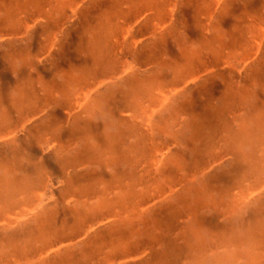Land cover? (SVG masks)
Here are the masks:
<instances>
[{
  "label": "rangeland",
  "instance_id": "374dc122",
  "mask_svg": "<svg viewBox=\"0 0 264 264\" xmlns=\"http://www.w3.org/2000/svg\"><path fill=\"white\" fill-rule=\"evenodd\" d=\"M86 4L0 0V35L11 33L12 44L20 43L18 32L27 19L19 9L28 13L34 5L50 8H44L35 34L27 36L33 46L44 43L47 32L51 43L55 30L72 34L63 29L67 21L79 22L76 44L91 54L103 51L97 44L106 33L133 31L138 39L146 29H134L146 27L155 39L154 54L163 57L150 74L153 85L177 90L165 100L141 99L151 98L152 84L139 81L138 69L123 63V99H113L120 91L114 85L117 91L106 100L110 81L81 82L114 70L113 63L67 69L51 60H30L38 65L19 68L0 58V179L9 185L0 189V264H55L85 256V247L96 240L103 247L86 256L89 264H99L103 256L110 258L105 264H264V173L254 184L251 162L240 170L238 162L244 166L245 161L236 159L229 132L264 128V0H95L87 6L99 13L91 16L82 15ZM130 44L122 43L127 50ZM247 54H252L250 64ZM215 73L222 77L218 84ZM50 78L53 93L46 86ZM231 87L245 98L232 109L227 105ZM138 96L137 106L150 104L154 114L136 115L147 118L150 139L142 135L135 144L130 127L137 117L125 112L134 111ZM205 116L228 118L231 127L216 138L211 122L197 125ZM256 116H262L259 125ZM240 151L252 163L254 156L264 161V142L256 138L242 141ZM197 160L209 166L197 169ZM91 185L87 193L78 190ZM100 198L103 222L74 230L75 219L91 215Z\"/></svg>",
  "mask_w": 264,
  "mask_h": 264
},
{
  "label": "crops",
  "instance_id": "0c3cea01",
  "mask_svg": "<svg viewBox=\"0 0 264 264\" xmlns=\"http://www.w3.org/2000/svg\"><path fill=\"white\" fill-rule=\"evenodd\" d=\"M6 1V0H3ZM52 1V0H50ZM87 4L91 3L92 1L95 0H86ZM43 2V0H42ZM86 4V6H83V9H81L82 15H85L86 12H88L90 14V16L92 15V13H99V10L96 9V7L90 6L88 7ZM48 5H44L41 7H36L34 5V7H31L27 12H24L23 10L19 9V13H20V17L25 18L26 20V24L24 26V28L21 30L22 32H18L19 34V40L20 43L14 45L12 44V41H15L16 39L14 37H11V33H6L7 35L1 34L3 37L1 39V41H3L2 43H0V58L2 60H5L7 63H11L14 62V64H17V66L19 68H31L34 65H38V64H31L28 63L30 60L41 62L43 61L44 63H47V61L49 60V63L51 64V61H54V66L57 68L59 67V64L61 63L63 66H65L67 69H75V66L80 68L82 66H91V67H95V68H105V67H109L108 65L112 64L116 65L117 67L114 70H110V72L108 71H104V72H98L99 74L96 75L90 79L91 83L88 82H81L82 84H97L98 85H102V80L105 81H110L111 83H109V88H108V94L103 98V99H111V95L110 93L112 92V90H115L114 85H116V87H118L120 90L119 92L115 93L114 96V100H122L123 99V94L122 93L124 91V85H125V76L127 75V73L125 74L126 70H122L119 71V68H121L120 66L123 63L127 64H131L130 66H132L133 68L132 71L138 69L137 72H135L136 77L139 79H142V81L144 80L145 82L147 81V84H152L151 89H153L152 94H151V98L148 96H141L142 98H147V99H157V100H161V99H166L168 97H170V94H172V92H174L176 89H174L173 91L170 92L171 87H158V89L156 88V86L153 85L154 81L151 80L150 76L154 75V68L158 67L156 62L157 60H159L160 58L163 59V57H159L157 56L158 54H154L153 52V47L155 45L154 38L151 37V30L147 29L146 27H137L134 30H142V29H146L147 35L143 36L141 38H133L131 36V32L129 34V32H127L126 30H114L112 31L111 34L107 35V33L105 34V38L103 35V40L100 41V44L98 43V47H104L103 51H99L96 54H91L89 47L87 46H81L78 47L76 44V34H78L80 31L75 29V26L78 27L79 22H75L74 23H70V22H65L66 25L65 27H63V29H66V31H70L72 32V34L66 35L64 34V31L62 32V34H59L60 32H58L57 30L54 31L55 34V41L54 43H51L48 38V32L45 35V40L44 43L42 44H35L33 46V44H29L27 43V36H31L34 33L35 28L37 27V24L43 23V10L44 8H46ZM33 8V9H32ZM48 8H50V6H48ZM68 9V6H67ZM50 10V9H49ZM48 10V11H49ZM70 10V9H68ZM96 10V12H95ZM71 11V10H70ZM21 12H23L24 14L21 15ZM136 12V10H133L132 13ZM5 13V9L3 10V12L1 13V16ZM74 13V12H71ZM117 13V12H116ZM67 19L69 18L68 15ZM2 19H4L2 17ZM79 19V17H78ZM81 19V18H80ZM104 24V23H103ZM145 24V23H144ZM50 25H53L52 23ZM54 26H57V22L54 23ZM51 27V26H50ZM48 27V28H50ZM131 27H133V25H131ZM46 28V29H48ZM45 29V30H46ZM61 30V28H60ZM30 31V34H29ZM32 31V32H31ZM69 32V33H70ZM90 32H88V30L86 31V34L89 35ZM82 32L79 33V35H81ZM0 35V36H1ZM24 37V42H21L22 37ZM40 36V35H38ZM59 38L62 39V41L59 42ZM127 41L128 43L131 41V44L129 45L128 50L122 45V43L124 41ZM137 40L135 43L133 41ZM72 42V43H71ZM146 43V44H144ZM126 46V45H125ZM159 46V45H158ZM125 49V50H124ZM147 50V51H146ZM150 51V52H148ZM154 55V56H152ZM156 55V56H155ZM162 56V52L160 54ZM247 58L246 61L247 63L251 62V56L252 54H247ZM142 57V59L140 58ZM141 59V60H139ZM160 59V60H161ZM95 62H99V65H96ZM40 66H44V68H47L46 64H42ZM239 66V65H238ZM108 69V68H106ZM151 74V75H150ZM41 78V75H38ZM75 76V75H73ZM73 76L71 75V78H73ZM98 76V77H97ZM166 76H168V74H166ZM215 83L218 84L220 76H216L215 73ZM97 77V78H95ZM70 78V80H71ZM84 80V79H83ZM40 81V80H39ZM48 83L46 84V86H50L49 87V92L53 93V84H55V81L50 78L48 81ZM70 83L72 84V89L74 88V84L72 82L67 81V84ZM181 83V82H179ZM178 83V84H179ZM105 84V82H104ZM182 84V83H181ZM215 84V85H216ZM57 85V83H56ZM76 85V84H75ZM127 89V88H126ZM217 90H219V87H216ZM25 91L30 92V89H24ZM1 91V90H0ZM144 91H146V89L142 90L141 92L143 93ZM214 91V90H213ZM213 91L211 92V94L213 93ZM216 93H214V99L217 97V91H215ZM148 94V92H147ZM167 96V97H166ZM44 97V96H43ZM41 97V99H46ZM139 98L137 99V103L136 105L134 104V107H131V109H134V111L132 112H125L126 115H130V117H132V120H134V117L136 119V115H141L142 117H150L152 116L154 113V109L152 107H150L148 104L145 105L144 102L141 104V107L137 106V104L139 103ZM215 104H217L215 102ZM130 107V106H129ZM149 108V109H148ZM147 109V110H146ZM58 111V109H56ZM137 110H141L142 114H139L138 112H136ZM123 113V112H121ZM146 118V120H147ZM144 120H139V118L137 117V123L132 121V125H131V129H133V133L136 134V139L135 140V144L138 141V138L140 136H144V139L147 138L146 140L150 139L149 138V128L146 126L147 121ZM144 121V122H143ZM141 122H143V124H141ZM150 126V125H149ZM136 130V132H135ZM132 142V141H131ZM134 144V145H135ZM147 146V144L145 145ZM31 183L30 182H26L25 184V188L29 189ZM92 185L91 186H84L83 188H79L78 190L80 191H85V193L91 191L92 189ZM1 189V187H0ZM73 191L76 192V189H74ZM102 195V193H100ZM87 195V194H86ZM103 196V195H102ZM99 202L101 203V206H98L97 208H95V211L91 214V215H80L77 219H75L76 222H74V230H76V227H79V231L81 232V230L84 231L85 227L86 229L88 227H96L97 225H99L101 222H103V208H101L103 206V200L100 198ZM99 204V203H98ZM102 209V210H100ZM85 211V210H84ZM86 215V216H85ZM79 220V221H78ZM82 231V233H84ZM77 233L76 231H72L70 235ZM93 238V237H92ZM95 239V238H93ZM62 240L61 238L58 240L60 241ZM57 241V243H58ZM92 243L89 247H85L87 248V254L85 256H81V254H79L78 256H73L71 258L75 257V261H70V264H89L87 263L86 260V256H92L96 253H98L100 251V249L103 247V242L100 240H96V241H91ZM61 244V243H60ZM100 248V249H98ZM121 256V255H120ZM68 258V257H67ZM69 258V259H71ZM116 259V257H114ZM69 259H65V261H60L57 262L55 264H69L68 260ZM103 260V261H102ZM110 260V258L103 256L102 258H100V262L99 264H105V261ZM111 261H114L111 259Z\"/></svg>",
  "mask_w": 264,
  "mask_h": 264
},
{
  "label": "bare ground",
  "instance_id": "6f19581e",
  "mask_svg": "<svg viewBox=\"0 0 264 264\" xmlns=\"http://www.w3.org/2000/svg\"><path fill=\"white\" fill-rule=\"evenodd\" d=\"M218 4V3H217ZM41 5V4H39ZM219 5V4H218ZM217 5V6H218ZM263 40V39H262ZM100 44V42H99ZM233 45V44H232ZM234 46V45H233ZM235 47V46H234ZM254 51V50H253ZM254 53V52H253ZM246 60V59H245ZM128 65V64H127ZM132 71V70H131ZM126 73V72H125ZM196 73V72H195ZM189 77V76H188ZM234 82V81H233ZM185 85V84H184ZM144 86V85H143ZM132 91V90H131ZM150 91V90H149ZM174 93V92H173ZM139 97V96H138ZM135 98V97H134ZM136 99V98H135ZM227 105L230 109H232L234 107V105L236 103H240L241 105L245 102V98H244V92L240 91V90H235V89H232L231 87V94H230V97H227ZM136 103V102H135ZM134 101H133V104H135ZM129 106V105H128ZM236 110V109H235ZM261 115V114H259ZM216 117V115H214ZM263 116V115H262ZM262 116H256L254 119L255 121H257V125H259L261 123V120H262ZM206 121H200L198 122L197 120V125L200 127L202 124L204 125H209L208 121L211 122V125L213 127V131H214V134H215V137L217 138V136L219 135V131L224 128V127H231L230 126V122L228 121V118H225L221 121H218V120H215L213 119L212 120V117L208 116V118H204ZM203 119V120H204ZM196 122V121H195ZM256 125V126H257ZM264 125V124H263ZM195 126H196V123H195ZM194 126V128H195ZM258 129H256L255 131H251L249 133L248 131V128H242L241 130H233L231 129V148L233 149V152L235 155V157H239L240 158H236L237 160H242V161H245V164L243 166V164L241 165L240 161L238 162V165H240V170L243 168H245L246 165H248L249 162H251V168H252V171L254 174H252V176L254 177V184H259L262 180V176H259L261 175L262 173H264V165H263V159H261V162H257L256 160L258 159V157L254 156L253 158V163H254V166H253V163H252V159L251 161H249V155L244 153L242 151H240V146H241V142L243 141V143L245 144L246 140L248 139V137L250 138H256L258 140L259 143H263L264 142V128H259L258 126L256 127ZM195 130V129H194ZM38 134H40V136L42 135V131L39 130L38 131ZM9 138V137H8ZM2 139H5V136L2 137ZM242 139V140H241ZM213 141V140H212ZM256 143V142H255ZM52 144V143H51ZM247 144V143H246ZM254 144V142H253ZM135 146V145H134ZM140 148V147H139ZM135 154V153H134ZM242 154V155H241ZM215 156V155H214ZM256 157V158H255ZM206 160V159H205ZM123 161V160H121ZM198 162L195 163L196 165V168L199 169L200 167L204 166V165H208L207 162H204L203 161H199L197 160ZM209 166V165H208ZM207 166V167H208ZM204 169V168H203ZM251 174V173H250ZM259 178H258V177ZM1 177V176H0ZM246 177H251L249 175H246ZM252 177V178H253ZM264 179V177H263ZM6 180L4 179H0V187H1V190H3L5 187H8L9 185L5 182ZM245 188V187H244ZM253 188V187H252ZM260 189V188H259ZM255 190V189H254ZM248 191V190H247ZM253 192V191H252ZM251 192V193H252ZM251 195V194H250ZM184 199L185 197L181 200L183 205L185 204L184 202ZM192 200V199H191ZM193 201V200H192ZM190 203H192L190 201ZM190 203H189V206H190ZM122 205V203L120 204ZM110 207V206H109ZM3 214H0V217L2 216ZM10 215V214H9ZM86 216V215H85ZM15 219V218H14ZM116 219V218H115ZM8 220V219H7ZM9 221V220H8ZM11 221V220H10ZM79 221V220H78ZM7 224V223H6ZM77 229H79V227H76ZM197 238V237H196ZM121 246V245H120ZM44 250V249H43ZM143 252V251H142ZM135 257V256H134ZM162 258V257H161ZM124 262V261H123ZM122 264V263H121Z\"/></svg>",
  "mask_w": 264,
  "mask_h": 264
}]
</instances>
